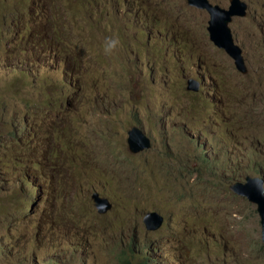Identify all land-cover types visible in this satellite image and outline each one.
<instances>
[{
  "label": "rangeland",
  "instance_id": "374dc122",
  "mask_svg": "<svg viewBox=\"0 0 264 264\" xmlns=\"http://www.w3.org/2000/svg\"><path fill=\"white\" fill-rule=\"evenodd\" d=\"M246 1L248 15L230 25L242 76L185 0H76L79 19L61 28L50 0H35L38 27L32 0L13 22L12 1L0 0V99L18 110L17 138L0 119V264H119L123 251L131 264H264L255 205L229 188L248 162L263 166L264 184V0ZM28 18L43 53L18 49ZM165 36L185 51L171 55ZM188 78L206 79L200 95L185 90ZM133 126L151 139L136 154ZM150 210L165 219L156 231L142 221Z\"/></svg>",
  "mask_w": 264,
  "mask_h": 264
},
{
  "label": "water",
  "instance_id": "95a60500",
  "mask_svg": "<svg viewBox=\"0 0 264 264\" xmlns=\"http://www.w3.org/2000/svg\"><path fill=\"white\" fill-rule=\"evenodd\" d=\"M188 4L205 10L209 16L207 32L209 40L219 47L224 48L226 54L233 61L235 69L241 74H246V66L241 50L232 44L227 24L232 16H244L245 8L239 7L237 0H229L228 10H221L217 6H211L207 0H187ZM240 13V14H239ZM220 42V43H219ZM195 80H189L187 91H197ZM127 146L132 153H137L151 147V139L141 128L131 127L127 131ZM229 188L235 193L244 196L248 201L255 204L261 226L260 239L264 243V188L263 181L257 176L245 175L243 181L232 183ZM99 214L107 212L111 203L106 196L94 191L91 195ZM147 230H156L162 223V215L157 211H147L142 219Z\"/></svg>",
  "mask_w": 264,
  "mask_h": 264
},
{
  "label": "clouds",
  "instance_id": "9594fccd",
  "mask_svg": "<svg viewBox=\"0 0 264 264\" xmlns=\"http://www.w3.org/2000/svg\"><path fill=\"white\" fill-rule=\"evenodd\" d=\"M3 1H6V0H3ZM12 1V11H11V16H12V19H11V22H13L14 21V19L15 18H17L18 17V15H17V8L21 5V3L24 1V0H11ZM33 2H34V5H35V9H36V14H35V16H33V21H32V24H33V26H37L38 27V25H37V22H38V20H37V15H39V14H41V12L39 11V9H40V7L39 6H37L36 5V3H35V0H32ZM70 1V2H69ZM50 0V6L53 8V10L55 11V14H56V16H57V18L60 20V24H57V27L58 28H61L62 26H64L67 22H68V20L69 19H79V12H78V10L75 8V1L76 0ZM214 2L212 3L210 0H207V2H208V4H210L211 6H217L219 9H221V10H225V11H227L228 10V7H229V0H227V3H228V7L226 8V6H220V0H213ZM237 2H238V5H239V7H244L245 8V15L244 16H232L231 18H230V21L228 22V24H227V29H228V31H229V34H230V38H231V40H232V44L233 45H235V46H237L240 50H241V48L239 47V45L234 41V38H233V36H232V33H231V29H230V25L232 24V18H239V19H242V18H245L247 15H248V12H249V8H250V6H249V2L248 1H242V0H237ZM185 4H186V8H187V11H188V13H189V15H191V12H192V10L193 9H197V10H200V11H202V12H204V13H206V15H207V17H208V19H209V16H208V14H207V12L205 11V10H201V9H198V8H196V7H194V6H192V5H190V4H188V1L187 0H185ZM3 5H4V2H1L0 3V32L2 33V38H4V36H6V32L4 31V24H5V22L7 21V19H8V17H7V15L4 13V10H3ZM68 6H70L71 8H73V10H74V12H75V15L73 16V17H68L67 16V14L65 13L66 11H67V7ZM88 8V7H87ZM87 8H84V10H85V12L83 13V15H82V20H83V24L84 25H86V23L84 22L85 21V16H88V14L86 13V9ZM240 14V13H239ZM208 19H207V21H208ZM174 22L176 23V19H175V17H174ZM27 24H28V26H29V29H28V31H27V37H26V40H27V43H26V47H23V48H21V47H19L18 49H19V51L22 53V54H26V55H32V54H35L36 52H41V53H43V51L45 50L43 47H41V46H39V45H37L36 44V36H35V30L37 29V27H33V30H32V32H31V24H30V19L28 18V22H27ZM207 24V23H206ZM31 32V33H30ZM162 35H160V34H158V37H157V40H158V42L160 43V41H161V39H162V37H161ZM206 37H207V39H208V41H209V43L213 46V48H215L217 51H219L220 53H222L223 55H224V57H227L230 61H231V63H232V67H233V69L234 70H236L235 69V67H234V65H233V61H232V59H230L229 57H228V55L226 54V51L224 50V48H222V47H219V46H217V45H214L210 40H209V36H208V32H207V26H206ZM71 38H73V36L72 35H66L65 36V39H71ZM165 39H166V42L164 43V48L166 49V51L167 52H171V55L173 54V52H175L177 49L176 48H178V47H180L182 50H184L185 51V49H184V46L182 45V44H180V43H177L176 41H174L173 39H171V38H169V37H167V36H165ZM174 42V45H173V47H168L167 46V43H170V42ZM116 43H117V41H115V40H109V42H108V46H107V49H106V51L107 50H109V49H112V48H114L115 46H116ZM220 43V42H219ZM29 44H31V48L30 49H27V45H29ZM24 50H27L28 51V53H26ZM59 51V50H58ZM241 52H242V50H241ZM59 53H60V55L62 54L60 51H59ZM242 57H243V54H242ZM244 58V57H243ZM173 60V59H172ZM244 62H245V60H244ZM245 66H246V64H245ZM237 71V70H236ZM246 71L248 72V69H247V67H246ZM238 72V71H237ZM240 75H242V76H246L247 75V73L246 74H241L240 72H238ZM189 80H195L196 82H197V84H199V86L195 83V84H193V85H195V86H197V88H198V90L197 91H187L186 90V87H187V85H188V81ZM205 81H206V79H203V80H199V79H195V78H188L187 80H186V87H185V90L187 91V92H195V93H197V94H195V95H200L201 94V92H202V89H203V87H204V85L205 84H207V83H205ZM190 95H192V93H189ZM209 94V93H208ZM256 120H258V119H256ZM136 127V126H135ZM130 129V128H129ZM246 165H248V164H246ZM243 167H241V168H237V169H239V170H241ZM233 171V170H232ZM255 173V172H254ZM232 174V173H231ZM246 175H250V176H257V177H259L258 176V173H255V175H251V174H246ZM245 177V176H244ZM244 177H243V179L242 180H240V179H237L236 181H243L244 180ZM260 179H262L261 177H259ZM235 181V182H236ZM263 181V180H262ZM234 183V182H233ZM232 184V183H231ZM230 184V185H231ZM229 185V186H230ZM263 188H264V184H263ZM234 192V191H233ZM235 193V192H234ZM235 194H237V193H235ZM237 195H239V194H237ZM103 196H105V195H103ZM239 196H241V197H244V196H242V195H239ZM107 197V196H106ZM93 200V199H92ZM94 202V201H93ZM250 202V201H249ZM251 203V202H250ZM253 204V203H252ZM255 205V204H254ZM255 209H256V206H255ZM150 211H156V210H150ZM147 212V211H146ZM158 212V211H157ZM159 213V212H158ZM258 213V212H257ZM159 214H161V213H159ZM162 215V214H161ZM143 219V218H142ZM164 221H165V219H164V216L162 215V223H161V225L156 229V230H158L162 225H163V223H164ZM145 226V225H144ZM146 229V228H145ZM147 230V229H146ZM156 230H148V231H156ZM260 231H261V226H260ZM66 240V242H71L72 240H69V239H65ZM79 240V238L77 239V241ZM262 244H264L263 242H261ZM84 246V245H83ZM131 249L132 248H129V251H130V253H132L131 252ZM262 250V249H261ZM264 251V250H263ZM134 252V251H133ZM135 253V252H134ZM134 255H136V254H134ZM134 255H132V256H134ZM141 263H144L145 264V262H142L141 261Z\"/></svg>",
  "mask_w": 264,
  "mask_h": 264
},
{
  "label": "trees",
  "instance_id": "16d2710c",
  "mask_svg": "<svg viewBox=\"0 0 264 264\" xmlns=\"http://www.w3.org/2000/svg\"><path fill=\"white\" fill-rule=\"evenodd\" d=\"M67 14V12H65ZM68 17H71L70 15L67 14ZM18 110H14L11 111L9 110L3 103V99H0V112H1V118L2 120L8 122L11 124V130L9 132H7L6 134L9 137L12 138H17V134L15 132V128L13 126L14 124V119L11 118L12 115H14L15 113H17ZM25 113H28V108L27 110H25ZM26 128V127H24ZM64 154L66 155V148L64 150ZM248 162V161H247ZM249 165L244 166L241 170L239 169H235L232 171V174L234 175L233 178L237 179H241V177H243L244 175H246L249 171L254 170L255 173H259L260 168H262L263 166L259 163H256L255 166L253 167L252 164L250 162H248ZM23 172V171H20ZM240 174H242V176H240ZM235 176H240V177H235ZM27 184H30L29 182H27ZM260 249L264 250V244L261 243ZM131 255H134L135 253L133 252V249H131ZM119 264H131L130 259L128 258V254L126 252H122V255L119 258ZM139 264H144L139 262Z\"/></svg>",
  "mask_w": 264,
  "mask_h": 264
},
{
  "label": "flooded vegetation",
  "instance_id": "af4514ba",
  "mask_svg": "<svg viewBox=\"0 0 264 264\" xmlns=\"http://www.w3.org/2000/svg\"><path fill=\"white\" fill-rule=\"evenodd\" d=\"M197 84V83H196ZM198 86H199V84H197ZM188 93H192V96H194L195 94H197V93H195V92H188ZM195 103V102H194ZM50 239L52 240V242L54 243V244H58V246H61V245H63L65 242L62 240V239H56V238H54V236H55V234L54 233H51L50 235Z\"/></svg>",
  "mask_w": 264,
  "mask_h": 264
}]
</instances>
